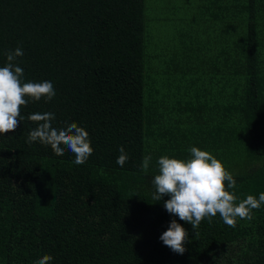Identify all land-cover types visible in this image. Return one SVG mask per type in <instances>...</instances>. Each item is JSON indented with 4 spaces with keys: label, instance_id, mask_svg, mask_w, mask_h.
<instances>
[{
    "label": "trees",
    "instance_id": "16d2710c",
    "mask_svg": "<svg viewBox=\"0 0 264 264\" xmlns=\"http://www.w3.org/2000/svg\"><path fill=\"white\" fill-rule=\"evenodd\" d=\"M166 5L186 16L158 41ZM17 47L24 81H51L56 95L30 100L0 134V264H264V204L234 228L219 214L198 235L179 221L180 255L159 239L178 219L170 197L152 199L158 158L187 159L193 146L232 173L236 203L264 192V0H0V67ZM36 112L84 127L87 162L29 145Z\"/></svg>",
    "mask_w": 264,
    "mask_h": 264
},
{
    "label": "clouds",
    "instance_id": "9594fccd",
    "mask_svg": "<svg viewBox=\"0 0 264 264\" xmlns=\"http://www.w3.org/2000/svg\"><path fill=\"white\" fill-rule=\"evenodd\" d=\"M24 55L23 49L17 47L6 53L7 62L0 67V134L15 132L24 119L21 107L27 106L29 101H51L56 91L51 81H24V69L16 63L18 57ZM37 126L28 133L27 143L31 145L39 142L51 146L57 156H62L67 149L74 156L76 165L87 162L94 149L89 132L76 122L63 127H54L55 113L36 112L27 117ZM187 159L163 155L156 161L157 174L152 184L154 193L152 199L164 200V209L173 217L169 226L159 239L172 252L182 255L186 251L188 231L179 221L191 224L195 234L201 222L207 218L211 223L213 217L219 214L224 224L236 227L237 218L251 221L253 210H258L264 204V192L257 199L248 195L236 203L237 197L228 189L236 188L234 179L223 163L207 150L193 146L188 149ZM120 155L116 163L123 166L128 160V154L123 146L119 148ZM152 161L151 155H145L140 165L147 174ZM227 181V186L225 182ZM54 202V201H53ZM52 256L45 254L35 264H49Z\"/></svg>",
    "mask_w": 264,
    "mask_h": 264
},
{
    "label": "rangeland",
    "instance_id": "374dc122",
    "mask_svg": "<svg viewBox=\"0 0 264 264\" xmlns=\"http://www.w3.org/2000/svg\"><path fill=\"white\" fill-rule=\"evenodd\" d=\"M164 1L167 3V0ZM154 16L166 18L162 22L155 21L153 25V32L156 40L158 39L159 41L161 38L166 39L168 37L174 39L177 35L178 25H182V20L178 19L185 17L186 11L184 9H170L166 5L163 9L158 8Z\"/></svg>",
    "mask_w": 264,
    "mask_h": 264
}]
</instances>
